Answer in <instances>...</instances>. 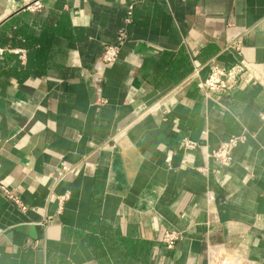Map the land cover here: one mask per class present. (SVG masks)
Listing matches in <instances>:
<instances>
[{
    "label": "crops",
    "instance_id": "obj_1",
    "mask_svg": "<svg viewBox=\"0 0 264 264\" xmlns=\"http://www.w3.org/2000/svg\"><path fill=\"white\" fill-rule=\"evenodd\" d=\"M35 1L0 0V264H264V0Z\"/></svg>",
    "mask_w": 264,
    "mask_h": 264
},
{
    "label": "built area",
    "instance_id": "obj_2",
    "mask_svg": "<svg viewBox=\"0 0 264 264\" xmlns=\"http://www.w3.org/2000/svg\"><path fill=\"white\" fill-rule=\"evenodd\" d=\"M41 1H35L29 9L34 11L42 9ZM134 11V5L128 7V11L125 17V24L129 25L132 22ZM128 42V33L126 28L119 30L115 42L105 47L100 63L103 69L114 66L119 58L122 47ZM232 46H230L231 48ZM233 48V47H232ZM211 73L209 78L204 82H198V86L204 92H218V91H234L239 88L241 79L245 73V69L242 65H236L232 68H226L219 63L213 61L211 64ZM96 80L101 79V71L95 76ZM247 136L239 135L233 136L227 141L220 144V146L213 151L212 157L217 161L229 165L232 163V151L241 143H244ZM183 147L187 150H195L198 148V144L192 141H185ZM67 170V169H65ZM0 192L8 200L14 202L22 211H26L25 205L22 203L16 193L10 189L9 185L5 181L0 180ZM68 196L61 197L60 203L64 202ZM181 239V235L177 232H167L163 237V242L168 249H174L176 244Z\"/></svg>",
    "mask_w": 264,
    "mask_h": 264
}]
</instances>
